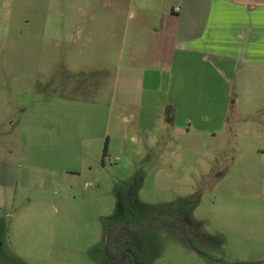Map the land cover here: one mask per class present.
<instances>
[{"label": "rangeland", "instance_id": "1", "mask_svg": "<svg viewBox=\"0 0 264 264\" xmlns=\"http://www.w3.org/2000/svg\"><path fill=\"white\" fill-rule=\"evenodd\" d=\"M105 6L0 0V264H128L107 235L129 221L149 264H264V111L180 51L138 96ZM178 214L185 233L142 225Z\"/></svg>", "mask_w": 264, "mask_h": 264}, {"label": "crops", "instance_id": "2", "mask_svg": "<svg viewBox=\"0 0 264 264\" xmlns=\"http://www.w3.org/2000/svg\"><path fill=\"white\" fill-rule=\"evenodd\" d=\"M105 2L104 20L110 28L105 27L104 37L112 34L123 45L128 37L139 66L120 81L137 82L138 96L147 91L152 95L145 83L163 81V75L148 65H173L180 51L186 57L182 63L192 58L199 65V60L212 59L214 72L229 73L238 99L256 100L258 106L246 101L253 107L247 113H263L264 0H131L138 13L132 27L122 21L126 0Z\"/></svg>", "mask_w": 264, "mask_h": 264}, {"label": "trees", "instance_id": "3", "mask_svg": "<svg viewBox=\"0 0 264 264\" xmlns=\"http://www.w3.org/2000/svg\"><path fill=\"white\" fill-rule=\"evenodd\" d=\"M155 219H160L159 221ZM191 221L185 219L180 214L172 218H164L152 215L150 220L144 222V224L175 228L182 233H185L186 224ZM141 225L134 224L132 222H120L110 227L107 235V250L109 251L110 258L119 263L128 264H149L139 257L136 250L133 248L130 240L126 237V232H137L141 229Z\"/></svg>", "mask_w": 264, "mask_h": 264}]
</instances>
